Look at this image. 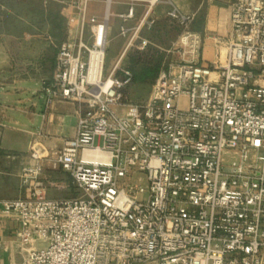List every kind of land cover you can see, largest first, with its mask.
<instances>
[{
  "label": "built area",
  "instance_id": "1",
  "mask_svg": "<svg viewBox=\"0 0 264 264\" xmlns=\"http://www.w3.org/2000/svg\"><path fill=\"white\" fill-rule=\"evenodd\" d=\"M86 1L72 5L91 43L62 42L42 83L48 100L78 104L73 138L50 160L77 195L47 198L30 152L19 176L29 195L0 202L19 221L20 264H264V0L230 3L209 62L193 16L168 13L185 32L137 103L120 61L104 76L108 19L86 20Z\"/></svg>",
  "mask_w": 264,
  "mask_h": 264
},
{
  "label": "crops",
  "instance_id": "2",
  "mask_svg": "<svg viewBox=\"0 0 264 264\" xmlns=\"http://www.w3.org/2000/svg\"><path fill=\"white\" fill-rule=\"evenodd\" d=\"M52 1L42 2L45 4V14L47 3L51 5ZM231 1L87 0L85 19L95 18L101 22L107 15L106 49L114 48L115 66L133 46L140 52L136 58H130L132 61L142 55V59L146 57L152 62L158 58L156 62L159 63V57L162 55L154 48L161 49L162 46L173 43L168 39V25L178 29L181 27L168 13L176 11L182 16L192 15L190 31L206 36L201 55L204 62H209L215 57L211 38L228 36ZM129 7L133 8V18L122 23L118 15L126 12ZM32 13L36 15L33 9L32 12L28 11L29 17ZM10 14V9L5 4H0V16ZM144 19L153 20V25L148 27L141 23ZM21 21L10 23L13 27L11 29L27 33L17 43L12 42V46L5 42L0 44V80H3L0 81V202L29 195L28 190L21 186L19 176L23 166L32 163V150L40 153L43 158L42 177L47 188V198H70V192L77 195L70 177L59 168L53 169L50 160L53 152L60 150L66 140L73 138L78 104L61 99L48 100L44 96L42 83L49 80L53 74L57 50L55 54L46 55L45 46L38 47L36 42V32L40 26L27 17ZM81 23V12L72 6L65 13L64 23L59 29L63 35L60 44L65 41L75 42L81 33L83 40L91 43L93 36L89 25L82 29ZM45 24L41 25L39 30L51 31V25ZM122 24L127 29L125 36L119 34ZM143 42L146 46L140 49ZM173 45L174 43L171 48ZM11 47L15 50H11ZM169 50H163L165 57L176 58V55L167 53ZM137 102L140 101L134 103ZM18 222L16 216H6L0 208V264H20L22 261V254L18 249Z\"/></svg>",
  "mask_w": 264,
  "mask_h": 264
},
{
  "label": "rangeland",
  "instance_id": "3",
  "mask_svg": "<svg viewBox=\"0 0 264 264\" xmlns=\"http://www.w3.org/2000/svg\"><path fill=\"white\" fill-rule=\"evenodd\" d=\"M45 0H0V4H5L12 14L10 15H1L0 16V44L5 42L8 45L12 46V42L17 43L22 36H24L27 32L17 29H11L12 25L10 23L14 22H22L21 19L24 17L30 18L31 22H34L38 26H43L45 23L51 25V31H44L39 30L36 32V42L38 47H44L46 50V55L55 54V51L58 48V45L60 44V41L62 40V32L59 31L62 24L65 20V13L72 8V2L75 0H53L50 4L47 3L46 5V11L47 14L44 12L43 4L42 2ZM225 1V0H220ZM233 1V0H232ZM231 1V2H232ZM33 9L36 11V15L31 14L29 17L28 11L32 12ZM46 25V24H45ZM16 28V27H15ZM43 28V27H42ZM169 30V40L172 41L174 44L177 42L178 37H180L185 31L182 27L180 29L176 28V26H173L171 24L168 25ZM188 30H190V26H188ZM46 32V34H45ZM29 33V32H28ZM45 35V36H44ZM45 38V39H44ZM43 39L45 41H43ZM172 43V44H173ZM171 44V45H172ZM170 44H166L162 46L161 49H156L157 52H159L162 57H159V63L156 62L158 58L154 59L153 63H150L148 65L143 64L142 62H136L132 61L130 58L134 56L136 58L137 54L140 52L137 47L133 46L130 47L125 55L123 56L119 66L121 68H127L131 71L132 75L135 71L140 70L141 68L145 67V65L148 67L156 66L158 69H161L164 65L167 64L169 60H171V57H165V50H169L171 48ZM11 50H15L14 47L10 48ZM162 50V51H161ZM164 50V51H163ZM1 51V50H0ZM106 59H105V65H104V76H106L110 71L114 64V48H108L106 49ZM165 54V55H164ZM171 55V54H170ZM164 58V59H163ZM163 59V60H162ZM1 68V67H0ZM159 73V72H158ZM157 73V75H158ZM155 76L154 80L147 79L144 82L142 81H136L131 82V84L125 89V95L128 102L134 103L135 101H143L145 100L151 93L153 83L157 77ZM145 78H151L153 77L152 72H146ZM3 81V80H0ZM1 85V84H0ZM143 177V176H141ZM142 185L146 186L145 180L142 181ZM75 195L70 192L69 197H74Z\"/></svg>",
  "mask_w": 264,
  "mask_h": 264
},
{
  "label": "trees",
  "instance_id": "4",
  "mask_svg": "<svg viewBox=\"0 0 264 264\" xmlns=\"http://www.w3.org/2000/svg\"><path fill=\"white\" fill-rule=\"evenodd\" d=\"M136 60V62H142L143 64H146V65H148V64H150V63H153L151 60H147V58L145 57V59H142V55H139V57L137 58V59H135ZM145 65V67H143V68H141L140 70H138V71H135L134 73H133V78H132V81L133 82H136V81H142V82H144L145 80H147V79H152V80H154V78H155V76L157 75V71H158V68L156 67V66H152V67H147ZM146 72H152L153 73V77H151V78H145L144 76H145V74H146Z\"/></svg>",
  "mask_w": 264,
  "mask_h": 264
}]
</instances>
